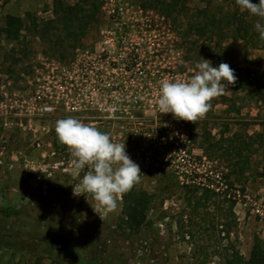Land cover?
Wrapping results in <instances>:
<instances>
[{
  "label": "rangeland",
  "instance_id": "rangeland-1",
  "mask_svg": "<svg viewBox=\"0 0 264 264\" xmlns=\"http://www.w3.org/2000/svg\"><path fill=\"white\" fill-rule=\"evenodd\" d=\"M101 1L97 22L77 41L67 40L61 30L43 39L24 29L17 42L0 34V206L38 204L43 215V198L54 201L59 190L58 205L69 195L115 233L110 247L124 264L245 263L253 236L264 240V47L234 46L233 53L222 56L236 83L246 79L241 68L251 69L252 84L227 85L228 94L212 100L211 110L195 124L177 120L158 110L161 82L190 78L201 58L213 67L221 64L207 36L187 32L186 19L204 4L189 0L186 18L174 19L142 12L138 0ZM219 5L213 0L209 10L223 14L234 8ZM26 13L37 22L52 20V0H0V28L5 16L26 19ZM67 96L69 106L62 104ZM44 106L52 111L43 113ZM69 117L125 143L142 172L134 188L154 196L147 218L156 230L125 229V194L117 210L108 213L80 190L90 169L73 166L74 157L55 132L56 122ZM219 137L251 144L242 151L249 162L234 166L225 156L205 158L198 147ZM187 181L215 189L217 204L198 210L186 206L180 187ZM229 196L236 199L233 221L223 199ZM0 264L53 263L1 249Z\"/></svg>",
  "mask_w": 264,
  "mask_h": 264
},
{
  "label": "trees",
  "instance_id": "trees-1",
  "mask_svg": "<svg viewBox=\"0 0 264 264\" xmlns=\"http://www.w3.org/2000/svg\"><path fill=\"white\" fill-rule=\"evenodd\" d=\"M187 1L189 0H138V8L142 12H154L164 18L178 19L180 16L186 18L184 9ZM212 1L200 0L204 4L203 8L194 10L186 22L189 25L187 31L189 34L193 36L197 34L195 36L198 38L207 36L212 42L211 53L216 57V62L222 63V56L233 53L234 46L239 49L264 47V40L259 38V33L255 29L257 17L246 10L242 11L236 0H219L220 9L223 8L222 4L229 3V6L234 7L233 10L227 9L228 11L223 14L212 13L209 10ZM251 2L258 4L259 0ZM101 5V0H73L72 3L68 0H52L54 19L37 22L30 20V13H26V19L7 15L4 17L0 34H3L6 40L17 42L24 29L38 34L43 39H51L53 32L61 30L67 40L77 41L97 22L96 14L99 13ZM52 47L54 45H51ZM240 70L246 79H240L239 83L235 84L240 86L252 84L250 74L253 71L244 67ZM205 140L207 147L205 145L198 147L205 158L225 156L232 160L234 166L249 162L242 151L244 144L249 148L251 144L240 145L236 137L231 139L219 137L213 142L208 138ZM223 142L226 149H223ZM243 170V168L240 170V175H243ZM187 182L190 183L183 182L180 187L183 194L181 198L186 206L198 210L200 207L217 204L219 198L215 189L208 185H194L193 181ZM55 192L58 194L54 201L48 196L43 198L42 205L46 206L43 215L37 212L38 204H29L22 208L0 206V250L24 254L35 260L45 258L53 264H124L119 254L113 253L110 247L115 233L103 226L97 221L96 216L91 215L85 206L69 195L66 196L65 202L58 205L56 200L61 191ZM153 198V195L134 187L125 193L122 205L123 223L130 233L155 229L147 218V211ZM223 199L228 207V215L232 217L230 220L233 221L236 199L231 196ZM102 226L108 229L107 238L101 233ZM152 237L155 238L156 235ZM231 264H264V240L254 235L246 262L234 261Z\"/></svg>",
  "mask_w": 264,
  "mask_h": 264
},
{
  "label": "clouds",
  "instance_id": "clouds-1",
  "mask_svg": "<svg viewBox=\"0 0 264 264\" xmlns=\"http://www.w3.org/2000/svg\"><path fill=\"white\" fill-rule=\"evenodd\" d=\"M236 4L258 18L255 29L264 40V0L258 4L236 0ZM236 80L234 70L227 63L213 67L211 61L201 58L190 78L161 82L158 110L195 124L211 110V101L227 95V85H234ZM55 132L74 157L73 166L90 169L78 185L80 190L91 194L105 212L116 211L119 199L140 183L142 174L139 165L126 153L125 143H116L96 126L71 117L58 120Z\"/></svg>",
  "mask_w": 264,
  "mask_h": 264
},
{
  "label": "built area",
  "instance_id": "built-area-1",
  "mask_svg": "<svg viewBox=\"0 0 264 264\" xmlns=\"http://www.w3.org/2000/svg\"><path fill=\"white\" fill-rule=\"evenodd\" d=\"M48 93H50V92H48ZM56 97V103H58V95H56L55 96ZM38 100H40L41 99V97H40V95H38L37 97H36ZM33 100L35 99V98H32ZM69 101H70V97L69 96H67V98L65 99L64 97L62 98V104L63 105H68L69 106ZM34 102V101H33ZM27 104H29V102L27 103ZM31 105H33V103H31ZM35 107H33V109H34ZM74 108H76V107H72L71 109H74ZM39 110H41L43 113H48V112H51L52 111V107L51 106H44V107H42V108H39ZM20 113H21V111H19V113H16V117H20L21 115H20ZM20 126L22 125L21 124V122H20V124H19ZM0 155H2V152H0ZM0 163H1V161H0ZM255 204H253V206H254ZM256 212H258V208H256Z\"/></svg>",
  "mask_w": 264,
  "mask_h": 264
}]
</instances>
